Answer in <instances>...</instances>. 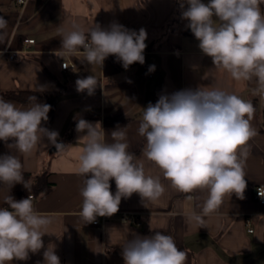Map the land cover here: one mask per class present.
<instances>
[{
    "label": "crops",
    "instance_id": "crops-1",
    "mask_svg": "<svg viewBox=\"0 0 264 264\" xmlns=\"http://www.w3.org/2000/svg\"><path fill=\"white\" fill-rule=\"evenodd\" d=\"M176 6L177 0H28L24 5L17 0H0V17L8 21L0 34V90L35 91L39 86L44 91L62 89L54 110L50 108L48 120L41 126L57 131L58 142L67 146L62 153L52 151L53 145L45 137L30 155H23L9 148L12 140L0 144V156H20L24 173L48 167L49 179L55 184L46 195L29 198L35 210L53 221L49 234L42 237L44 248L30 252L27 260L13 259L10 264H44L43 252L49 244L55 245L60 264H124L119 248L125 238L132 239L133 234L152 236L156 231L171 235L177 247L187 252L186 264H264V202L255 199L257 185H264V97L253 94L255 82L236 81L223 69H215L211 57L199 48L188 20L183 18L165 28ZM260 7L264 11V4ZM73 21L85 29L94 25L108 28L112 23L137 32L145 29V62L133 63L126 70L114 55H109L102 66L83 62L82 50L59 57L61 32L69 30ZM28 38L35 42L25 44ZM5 50L20 52L11 59L2 55ZM65 59L72 64L66 69L62 67ZM150 66H155L153 71H149ZM89 75L98 82L93 94L78 92L76 80ZM201 86L220 87L251 101L255 108L251 124L257 134L249 141L244 164V199L235 193L225 196L219 210L204 217L205 228L199 229L188 217L201 213L207 192L197 190L188 199L189 194L172 189L162 172L142 156L146 140L137 129L149 103L155 104L162 95ZM4 100L21 108L30 106V102L13 98ZM81 118L100 123L108 142L112 131L126 126L129 151L143 161L147 174L159 176L166 187L159 202L144 204L134 193L122 198L118 212L101 224L85 223L80 218L83 177L77 169L85 146L81 138L86 134L76 131ZM21 187L15 184L8 192L7 186L0 185V207L5 196ZM116 190V184H110L113 194ZM122 212L135 214L141 224L124 223L119 218Z\"/></svg>",
    "mask_w": 264,
    "mask_h": 264
},
{
    "label": "clouds",
    "instance_id": "clouds-1",
    "mask_svg": "<svg viewBox=\"0 0 264 264\" xmlns=\"http://www.w3.org/2000/svg\"><path fill=\"white\" fill-rule=\"evenodd\" d=\"M188 7L182 18L199 41V48L211 57L215 69H223L236 81L255 82L254 95L264 97V0H183ZM215 21H219L217 25ZM8 21L0 17V34ZM147 32H138L112 23L108 28L94 25L85 29L73 21L69 30L61 32V56L83 51V62L103 65L109 55L127 70L133 63L143 64ZM155 66H150L153 71ZM98 82L93 75L76 80V90L93 94ZM43 86L35 92H43ZM30 106L21 108L0 98V141L16 153L30 155L47 138L57 153L67 146L58 142L59 133L41 126L48 120L51 105L28 97ZM255 112L251 101L241 99L216 86L186 89L162 95L155 104L144 109L137 133L145 138L142 156L152 162L177 192L189 194L206 191L201 213L193 212L188 221L199 229L205 228L204 217L219 210L225 196L235 193L244 199L246 180L245 160L249 141L257 134L251 124ZM76 131L86 133L79 156L78 174L83 177L80 188L82 208L80 218L92 223L99 217L112 216L119 210L122 198L139 194L143 203H157L166 192L159 176L145 171L142 160L129 151L126 126L105 137L100 123L85 119L76 123ZM80 139V140H81ZM114 179L116 192L110 191ZM15 184L30 185L24 179L20 156H0V185L8 192ZM264 198V188L258 189ZM8 207H0V264L13 259L27 260L29 253L44 248L42 237L49 234L52 218L34 209L29 198L15 200L4 197ZM127 221H124L126 223ZM124 264H186L187 252L180 250L174 238L160 231L152 236L133 234L122 247ZM44 264H60L55 245L43 252Z\"/></svg>",
    "mask_w": 264,
    "mask_h": 264
},
{
    "label": "trees",
    "instance_id": "trees-1",
    "mask_svg": "<svg viewBox=\"0 0 264 264\" xmlns=\"http://www.w3.org/2000/svg\"><path fill=\"white\" fill-rule=\"evenodd\" d=\"M183 0H177V6L174 15L169 20L168 24L165 28H170V26L176 22L183 20L182 12L187 9L188 5L185 2L184 7L181 8V3ZM150 47V46H149ZM62 89L60 90H50V91H43V92H35L29 90H11V91H2L0 90V98H13L19 100L21 102H29L28 97L30 95H35L37 97L38 102H44L48 105H51V109L54 110L56 101L60 94L62 93ZM2 141H0L1 144ZM50 169L48 167L43 168L39 172L32 173V172H25L24 179L30 185V189L27 190L22 184L20 189H17L11 192V195L15 200L19 201L21 199L30 198L31 195L35 198L42 197L49 193L55 186L54 182L49 179ZM115 183V180H110V184ZM3 207H8L7 204H3ZM122 249V248H119ZM179 249V248H178Z\"/></svg>",
    "mask_w": 264,
    "mask_h": 264
},
{
    "label": "built area",
    "instance_id": "built-area-1",
    "mask_svg": "<svg viewBox=\"0 0 264 264\" xmlns=\"http://www.w3.org/2000/svg\"><path fill=\"white\" fill-rule=\"evenodd\" d=\"M28 0H17V2L21 5H24L27 3ZM35 42V39L34 38H28L25 40V44H29V43H33ZM147 47L145 50H147L148 48V44H147V41H145ZM21 51H27V49H23ZM18 52L20 51H8V50H5L2 52V55H4L5 57H8V58H11V59H14L16 58ZM72 64L70 61H68L67 59H65L63 62H62V67L63 68H68L70 67ZM259 188H264V185L263 184H259L257 185L256 187V190H255V199L259 202V203H263L264 202V198H261L259 195H258V189ZM33 197V196H32ZM110 217L108 216H105V217H97L96 220L93 222L94 224H101L103 222H105L106 220H108ZM120 220L121 221H127V222H132V223H135L137 225H140L141 224V221L136 217L135 214H132V213H128V212H122L119 216ZM249 231L250 232H253L254 229L253 227H250L249 228Z\"/></svg>",
    "mask_w": 264,
    "mask_h": 264
},
{
    "label": "water",
    "instance_id": "water-1",
    "mask_svg": "<svg viewBox=\"0 0 264 264\" xmlns=\"http://www.w3.org/2000/svg\"><path fill=\"white\" fill-rule=\"evenodd\" d=\"M62 143H64V142H62ZM51 150L54 151V150H57V149L55 148V146H53V147L51 148Z\"/></svg>",
    "mask_w": 264,
    "mask_h": 264
}]
</instances>
